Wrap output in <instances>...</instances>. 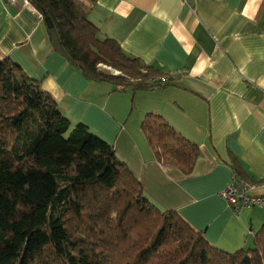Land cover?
<instances>
[{
  "label": "crops",
  "instance_id": "crops-1",
  "mask_svg": "<svg viewBox=\"0 0 264 264\" xmlns=\"http://www.w3.org/2000/svg\"><path fill=\"white\" fill-rule=\"evenodd\" d=\"M88 19L123 51L173 75L151 90L88 80L52 49L39 13L0 0V57L18 64L72 124L111 144L144 195L176 211L214 247L252 246L264 206L235 210L219 195L236 158L264 194V0H84ZM147 113L162 116L200 150L193 171L159 163L142 131ZM243 180V179H242Z\"/></svg>",
  "mask_w": 264,
  "mask_h": 264
},
{
  "label": "trees",
  "instance_id": "trees-1",
  "mask_svg": "<svg viewBox=\"0 0 264 264\" xmlns=\"http://www.w3.org/2000/svg\"><path fill=\"white\" fill-rule=\"evenodd\" d=\"M29 3L54 52L86 79L133 90L172 84L169 72L102 35L84 0ZM141 128L159 163L193 171L196 144L155 113ZM229 165L254 184L236 158ZM0 264H264V227L249 248L212 246L176 211L146 198L111 144L72 124L39 81L0 57Z\"/></svg>",
  "mask_w": 264,
  "mask_h": 264
},
{
  "label": "built area",
  "instance_id": "built-area-1",
  "mask_svg": "<svg viewBox=\"0 0 264 264\" xmlns=\"http://www.w3.org/2000/svg\"><path fill=\"white\" fill-rule=\"evenodd\" d=\"M21 2L23 4L29 3V0H4L5 3H16ZM182 4L188 8V10L195 14V8L193 0H181ZM254 184L246 182L237 178L235 173L232 171L230 182L219 191L218 195L226 201L230 208L239 210L243 207L249 206H264V194L258 195L253 194L251 191Z\"/></svg>",
  "mask_w": 264,
  "mask_h": 264
},
{
  "label": "rangeland",
  "instance_id": "rangeland-1",
  "mask_svg": "<svg viewBox=\"0 0 264 264\" xmlns=\"http://www.w3.org/2000/svg\"><path fill=\"white\" fill-rule=\"evenodd\" d=\"M100 68L104 69L105 71H109L110 73H113V74H117L118 73V71H116V70H114V69H112V68H110L108 66H105V65H101Z\"/></svg>",
  "mask_w": 264,
  "mask_h": 264
}]
</instances>
